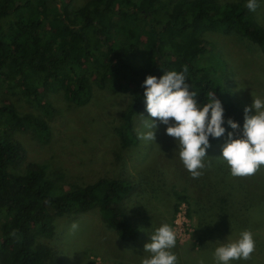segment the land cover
I'll list each match as a JSON object with an SVG mask.
<instances>
[{"label": "trees", "instance_id": "trees-1", "mask_svg": "<svg viewBox=\"0 0 264 264\" xmlns=\"http://www.w3.org/2000/svg\"><path fill=\"white\" fill-rule=\"evenodd\" d=\"M246 3L179 0L161 16V0H88L74 11L65 0H0V89L10 92L16 88L27 103L49 115L47 92L60 91L71 104L82 106L90 99L92 78L98 88H128L130 100L121 133L122 145L128 147L138 141L130 118L145 105V78H159L163 72H179L187 66V82L198 103H207L209 92L222 102V126L227 134L232 131L227 119L242 127L244 112L229 102L214 67L200 63L208 51L202 36L209 31L237 33L257 43L264 53V25ZM28 128L41 141L49 137L45 119L19 112L10 101L1 99L0 264H62L37 242L38 235L53 233V217L85 213L94 207L120 239H137L132 215L123 207L131 194L127 181L102 178L64 188L38 163L30 162L23 172H16L25 153L14 132ZM209 141L214 144L219 138L209 137ZM214 188V197L205 196L203 209L195 205L192 212L200 242L221 234L214 217L221 216L220 206L230 194L228 187L226 193Z\"/></svg>", "mask_w": 264, "mask_h": 264}, {"label": "rangeland", "instance_id": "rangeland-1", "mask_svg": "<svg viewBox=\"0 0 264 264\" xmlns=\"http://www.w3.org/2000/svg\"><path fill=\"white\" fill-rule=\"evenodd\" d=\"M65 1L74 11L88 0ZM161 1L164 5L160 15L179 0ZM257 2L259 6L252 13L264 25V0ZM202 37L208 51L200 63L214 67L229 102L244 112L245 106L252 104V96L264 99V53L259 45L237 33L209 31ZM92 83L90 99L82 106L71 104L60 91L45 93L49 115L27 103L16 88L10 92L0 89V100L10 101L19 112L41 116L49 129L46 141H41L31 128L14 132L25 153L16 172H23L30 162L38 163L64 188L85 186L102 178L127 181L131 194L123 207L132 215L138 238L120 239L94 207L85 213L53 217V233L38 235L37 242L48 247L52 257H58L62 264H141V259L149 255L144 252L149 234L168 223L177 233L172 251L178 264H215L213 253L219 243L234 241L247 229L253 234L255 251L250 260L231 264H264V166L251 176H232L229 166L219 158L225 133L217 143H210L203 175L192 178L179 159L175 138L166 134L167 125L151 118L145 105L130 118L138 141L124 147L121 133L130 90L98 88L93 78ZM251 114H255L254 109ZM148 118L157 125L155 142L137 135L150 130L145 127ZM215 185L224 193L228 187L230 194L220 206L222 212L210 206L221 215L214 217L221 234L207 243L200 242L198 221L192 212L195 205L203 209L205 196L214 197ZM200 216L205 214L201 212ZM73 223L78 224L75 230L71 228Z\"/></svg>", "mask_w": 264, "mask_h": 264}, {"label": "clouds", "instance_id": "clouds-1", "mask_svg": "<svg viewBox=\"0 0 264 264\" xmlns=\"http://www.w3.org/2000/svg\"><path fill=\"white\" fill-rule=\"evenodd\" d=\"M258 6L257 0H247L245 5L253 12ZM187 73L188 68L184 66L179 72H163L159 78L148 75L142 87L146 112L167 125L166 134L175 138L176 150L185 169L192 178H199L206 167L207 149L211 147L209 137L225 136L226 129L222 126L225 110L214 92L208 93L207 103H198L196 92L190 90L187 82ZM252 101L244 108L242 127L232 118L226 121L232 131L227 132L219 158L229 166L234 177L254 175L264 166V99L252 96ZM253 109L255 114H251ZM156 126L155 121L148 118L145 127L150 130L138 132V138L155 142ZM71 228L75 230L78 224L73 223ZM149 235L150 242L144 245V252L149 255L141 259V264H178L172 251L177 243L175 229L163 223ZM254 251L253 234L246 229L240 232L238 239L219 243L213 257L215 264H231L232 261L250 260Z\"/></svg>", "mask_w": 264, "mask_h": 264}]
</instances>
